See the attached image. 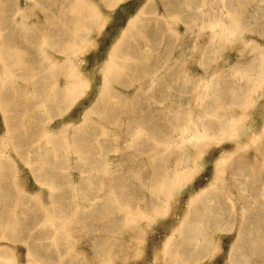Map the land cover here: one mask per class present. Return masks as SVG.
Listing matches in <instances>:
<instances>
[{
  "label": "bare ground",
  "instance_id": "obj_1",
  "mask_svg": "<svg viewBox=\"0 0 264 264\" xmlns=\"http://www.w3.org/2000/svg\"><path fill=\"white\" fill-rule=\"evenodd\" d=\"M42 1L38 7L44 19L30 26L25 17L17 16L20 10L11 0H0V264L18 263V248L8 242L14 244L24 238L29 241V256H47L51 264L54 249L58 260L63 259L64 240L73 230H80L77 224L91 230L88 221L95 219L97 224L100 214L105 218L103 230L113 231L123 215L119 213L120 203L133 197V184L146 186L150 175L151 194L149 200L145 198L139 216L119 219L121 232L137 233L141 219L159 215L179 195L208 141L215 145L218 137L249 135L256 142L264 134V129L260 133L246 121L244 113L254 99L257 82L264 79V44L241 33L253 24L261 27L257 33L264 36V11L251 10L247 3L243 19H225V0H161V11L148 0L128 17L104 57L95 54L85 58V44L102 19L103 9H111L122 0ZM229 2L234 9L241 3ZM172 16L185 23V31L193 38L188 48L185 32L176 29ZM7 29L11 32L6 35ZM203 30L210 31L208 45L212 47L217 48L227 36H231V43L241 44L242 54L251 47L248 63L258 64L257 73L236 71L225 81L218 76L214 93L215 76L200 77V85H194L184 58L187 50L190 55L198 53ZM237 33L240 36L235 38ZM211 54L202 55L207 58ZM211 62L201 61L207 71L214 68ZM131 87L132 91H126ZM192 89L198 90V111L184 107L191 104L186 96L191 97ZM84 94L83 114L75 123L70 117L50 124L54 114ZM234 107L243 113L234 112ZM237 141L235 152L242 153L243 144ZM111 143L117 144L116 151L122 155L117 160L107 155ZM254 153L253 159L243 155H232V159L224 151L217 157L209 184L189 196L186 212L167 236L162 250L168 256L167 264H190V260L207 253L216 240L215 232L235 224L239 233L229 251L228 264H264L263 144ZM13 154L28 165L40 185L49 187L54 207L51 216L39 194L24 189ZM70 154L77 156L76 168L82 171L75 185L87 186L92 203L67 214L55 201L58 179L62 181L59 168ZM127 164L135 169L130 176L124 172ZM97 170L106 178H97ZM133 175H141L142 180L134 182ZM104 238L102 246L99 240L93 242L102 256L129 255L127 249L118 246L123 240ZM77 257L73 252L65 259L66 264H90Z\"/></svg>",
  "mask_w": 264,
  "mask_h": 264
},
{
  "label": "rangeland",
  "instance_id": "obj_2",
  "mask_svg": "<svg viewBox=\"0 0 264 264\" xmlns=\"http://www.w3.org/2000/svg\"><path fill=\"white\" fill-rule=\"evenodd\" d=\"M146 1L148 0H122L115 7L111 9L104 8L103 9L104 15L102 16V19L93 29L94 32L92 31V33L90 34L92 38L89 36L88 38L89 41L85 44L84 51L85 50L86 51L83 52L84 57L92 58L95 54H99L102 57H104L107 51L109 50L110 46L113 44L116 38L117 32H120L126 26L128 17L133 15ZM214 1L215 3H218L224 0H214ZM229 1L230 0H225V4H227V7L224 8V11H225L224 18L225 19H231V17H236V19L238 20L243 19L246 16L245 4L247 3L250 5L251 10L252 8H254V10L256 11H264V0H240L241 6L239 4V6H237L238 8L235 7L236 10L234 9V6L230 4ZM40 2L43 4L42 0L38 2L37 0H24V1L23 0H11L12 6H15L17 7L16 9L20 10L19 13H17V16L25 17L26 20L30 22V26H34L35 22L40 23L44 19V16L42 14L43 12L42 9L38 7V3ZM150 4L155 5L160 11L162 10L161 0H150L149 5ZM233 10H235L236 12ZM33 11L36 13H34ZM170 20L174 21V25L176 29L181 30L182 32H185L183 33L184 39H185V45H186L185 47L188 48L189 45H191L193 38L188 34V32L185 31V23L181 22L179 18L176 16H172ZM175 21H176V24H175ZM244 29H245L244 31L243 30L241 31L242 34H244L245 36L251 37L255 42L259 44H264V36H261L260 34L257 33V30L261 29L260 26L258 25L256 26L252 24L248 30H247V27H245ZM96 31L97 33H95ZM10 32H11L10 29H7L5 34L7 35ZM209 32H210L209 30L208 31L203 30L201 32L203 34L199 38V42L201 46H200L198 53H194L190 55V51L187 50V54L184 58L185 69L187 73L191 77H193L192 80H193L194 85L196 84L200 85L201 79L202 78L207 79L206 76H210V75L215 76L212 81L213 82L212 93H214V90H215L214 85L216 84L219 77H221L225 81V79L228 77L229 74L234 75L236 71L244 72L245 70L247 73L249 72L255 73L256 71H258V70H255L258 64H256L255 62L248 63L249 58L252 56V53L249 52L251 47L248 48V52H245L244 54H242L239 51L241 44L236 43V41L235 42L233 41L231 43V39H232L231 36L230 37L227 36L226 39H223L217 45V48L212 47L208 45V33ZM239 36H240V33L235 34V38ZM94 38L95 39L97 38V39L95 40ZM96 42L98 43V45H96ZM91 44L93 45V47L91 46L92 50L90 48ZM204 52L212 53L211 54L212 56H207V58H205L202 55ZM202 60L209 61V62L213 61V63L211 62L212 67H214L213 70L207 71L204 65H202L201 63ZM0 66H1V63H0ZM242 83H244V81ZM126 91H132V87ZM190 92L191 94L192 93L193 94L192 95L190 94L191 97L186 96V99L188 98L187 100H190L191 104L185 103L184 107L190 108L193 111H198V107L195 108L196 107L195 100L197 99L196 94H198V90L192 89L190 90ZM216 92H217V89H216ZM253 96H254L253 101H251L249 105L246 106V108L248 106L249 107L245 111L244 110L243 111L244 113L247 114L246 121L248 123L251 122L254 126V129L261 133V131H263L264 129V79L257 82L255 90L253 92ZM85 99H86V95L84 94L82 97L76 99L68 107L67 106L64 107L59 113L60 115L54 114L51 120L52 122L50 121V124L54 125L57 122L66 121V119L70 117H73V121L75 123L79 117V114L80 115L83 114L81 113L83 110V106L81 105V102H83ZM184 101L187 102L186 100ZM171 107L173 109L178 108L177 105L175 107L174 105H172ZM233 109H234V112H238V111L241 112V109L239 107H234ZM2 125H3V122L0 116V130H2ZM263 133L264 131L262 132V134ZM158 138L162 139V137H158ZM222 138L223 140H221ZM257 138L258 139H255L256 140L255 142L251 140L252 138L249 135H243L239 139L237 138L234 139L233 137L228 138V136L220 137V138L218 137L219 140L217 138L214 139V143H218L215 145L210 143V141L213 142V140L208 141L207 142L208 144L204 150L205 151L204 154L202 153L203 155L200 154L201 157L200 155L199 157H197L198 162H197V166L194 169L195 172L193 171L194 173H192L193 176L190 175V177H188L185 181V183L186 182L187 183L186 184L184 183L185 187H182L181 189L178 190L177 193L179 195L176 194L175 200H173L174 203L172 201L170 205L165 207L166 209L165 208L163 209L165 213L162 211L164 214L161 212L159 213V215L157 214L158 216L157 215L151 216V217L148 216L149 218L141 219L140 221L141 229L140 231L138 230L137 233L130 232V231L123 233L119 230V227L122 224L119 222V219L123 220L124 218V220L127 221V219L130 216H134V217L139 216V212L143 209L145 198L148 199V197H150L151 190H152L151 189L152 188V177H150L149 175L146 186H144L141 182L139 184L137 183L133 184V188H132L133 197L130 199H124L123 202H121L119 205L120 207L119 213L123 212L122 213L123 215L122 217L120 216L117 224L115 223L117 227L116 229H113V231H104L102 227H103V221L105 220V218L103 219L101 214L99 215V218H98L99 222L97 224H96L95 219H90L88 221V224L91 227H93L91 230H86L82 228L84 227L82 223L77 224V228L80 230L79 231L73 230V232H71L72 235H70V238H66L64 240V246H63V249H61L62 250L61 254L63 256L62 257L63 259L60 258V260H58L59 256L58 254L55 253L56 251L53 249L51 251L52 254L50 257V260H51L50 263L51 264H66L65 259L68 256H71L72 253L74 252L76 257L78 255L77 258L81 259L83 263L88 262L90 264H103V263L104 264H108V263L109 264H153V262L155 264H167L165 258H167L168 256H166L162 250L164 248L167 238L169 237L168 235L171 234V231L178 225L184 212H186L187 210L186 205H187V200L189 199V196L192 193H197L198 191L204 189L205 186L209 184L210 179L214 174L215 160L217 159V157L219 158V156L223 153V151L231 154V158L233 157L232 155H237V156H234V158L243 155L244 157L247 156L253 159L252 157L255 155L254 151L256 152V148H258L259 145L262 146V144L264 146V134L260 138L259 137ZM231 139H234V140H231ZM237 140H240V142L243 144L242 151L245 152L247 150V152L241 153L240 150H237L235 152L236 150L235 147L237 145L236 143L238 142ZM261 140L263 141V143ZM247 145L250 147L247 148L248 147ZM233 147L234 149H232ZM116 149H117V144L111 143L108 147L109 152L107 153V155L117 160V158H120L122 155L121 153H119L120 154L119 156ZM75 158L77 159V156L75 154H70L68 159L67 160L65 159L66 161L62 160V164L60 165V168H59L60 169L59 177L62 181L58 179V182H57L58 186H57V191H56L57 201H55V203L60 204L61 205L60 208L63 210V212L67 214L76 211L77 208H85L92 203L91 198L87 196V189H88L87 186L85 184L75 185V184H78V182L82 178L81 177L82 171L79 170V168H76L77 162ZM19 159H20L19 157L14 155V161L19 170V178L20 180H23L22 183L25 184L24 189L30 193H33L34 195L38 193L41 198L42 204L44 205L46 209H48L49 216H51V213L53 212L54 207L53 205L51 207L52 200L50 199L51 191L49 187L40 185L36 181L35 177L30 174L29 168H27L28 165L23 160L21 159L19 160ZM114 164L115 163H112V166ZM67 167L68 168L70 167V169L67 170ZM132 171H135V169L131 170L128 164L124 166V172L127 173V175L130 176V173ZM95 174H96V177L99 178L100 180L103 178L104 179L106 178V175L103 174L101 170H97ZM263 175H264V172H263ZM225 176L229 177V174L226 173ZM139 178H141L142 180L141 175H139ZM139 178L136 177L135 175L131 176V179L134 182L138 181ZM70 181L73 184V186H71L72 184L70 183ZM145 187H147L146 191L144 190ZM95 227L96 228L99 227V229L96 230ZM223 228L215 232L216 240L212 244L210 249L207 251V253L200 256L199 258L195 260H190L189 261L191 262L190 264H226V263L228 264L229 251L231 250L232 247L233 248L235 247L236 237L239 232L237 231L238 228L236 224L234 225V227L224 226ZM132 236L136 237L137 239L130 241L129 238ZM104 237L106 238L111 237V238L123 240L124 244L123 242L121 243L120 241V243L118 242L119 244L118 246L120 247V249L121 248L127 249V254L129 255H124L123 257L124 259L122 258V256H120L121 258L120 257H112V258L108 257L107 258L104 255L102 256L101 249L98 250L93 245V242L96 240H99V244L100 246H102V242L105 240ZM22 240L24 241L16 242L14 244H12V242H8L11 246L18 248L17 249L19 251L17 255L18 263L16 264H37L38 262H41V264H49L48 263L49 260L47 256H44V255L41 256L38 254L29 256L28 250H27L28 247L26 244V242L29 243V241L26 240L25 238ZM43 241L44 243H46L47 240L43 239ZM132 244L133 246H130ZM155 256L157 258L156 261H154ZM186 264H189V263L186 262Z\"/></svg>",
  "mask_w": 264,
  "mask_h": 264
}]
</instances>
